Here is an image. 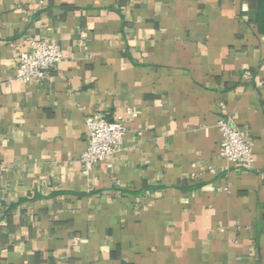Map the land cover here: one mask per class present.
Here are the masks:
<instances>
[{"label": "crops", "instance_id": "1", "mask_svg": "<svg viewBox=\"0 0 264 264\" xmlns=\"http://www.w3.org/2000/svg\"><path fill=\"white\" fill-rule=\"evenodd\" d=\"M30 38L63 60L6 81ZM126 107L83 175L85 117ZM0 264H264V0H0Z\"/></svg>", "mask_w": 264, "mask_h": 264}, {"label": "built area", "instance_id": "2", "mask_svg": "<svg viewBox=\"0 0 264 264\" xmlns=\"http://www.w3.org/2000/svg\"><path fill=\"white\" fill-rule=\"evenodd\" d=\"M63 60V53L59 44L53 40L29 39L28 50L21 52L17 59L14 72L7 76L6 81L18 80L27 83L32 79L43 80L48 77L51 67ZM133 110L126 107L123 112L113 118L104 113L95 111L85 117V126L88 133L87 145L80 156L82 174L87 176L95 164L102 162L107 167L110 160L121 149L123 138L128 129L124 123V114ZM220 132L218 156L238 166L250 169L253 164L251 145L247 136L240 131L227 114L226 104L218 103V119L216 123ZM140 133V132H138ZM192 167H195L193 164ZM211 170V168H208ZM196 172L192 171L191 176ZM217 190H228L227 186ZM223 231V228L219 229Z\"/></svg>", "mask_w": 264, "mask_h": 264}]
</instances>
